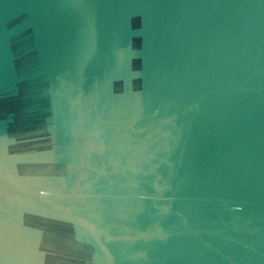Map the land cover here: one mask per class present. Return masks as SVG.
Segmentation results:
<instances>
[{
	"label": "water",
	"instance_id": "1",
	"mask_svg": "<svg viewBox=\"0 0 264 264\" xmlns=\"http://www.w3.org/2000/svg\"><path fill=\"white\" fill-rule=\"evenodd\" d=\"M0 264H264V0H0Z\"/></svg>",
	"mask_w": 264,
	"mask_h": 264
}]
</instances>
